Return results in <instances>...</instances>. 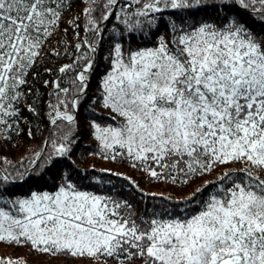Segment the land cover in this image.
Listing matches in <instances>:
<instances>
[{
	"label": "snow or ice",
	"instance_id": "1",
	"mask_svg": "<svg viewBox=\"0 0 264 264\" xmlns=\"http://www.w3.org/2000/svg\"><path fill=\"white\" fill-rule=\"evenodd\" d=\"M84 2L83 27L79 16L68 22L78 41L74 58L57 70L74 73L69 85L43 82L53 89L49 136L27 167L21 162L23 171L0 168V244L87 264H264V31L254 32L232 11L264 23V0ZM71 6L0 0V138L19 134L23 106L38 115L28 104L37 91L31 81L46 57L61 55L48 49ZM206 7L221 15L201 18ZM98 56L108 68L92 98ZM89 101L108 113L90 114L93 155L125 162L149 181L203 183L179 201L162 196V208L144 211L114 190H85L64 168L53 174L50 190L17 195L16 183L43 180L71 161L77 113ZM0 264L15 262L0 258Z\"/></svg>",
	"mask_w": 264,
	"mask_h": 264
},
{
	"label": "trees",
	"instance_id": "2",
	"mask_svg": "<svg viewBox=\"0 0 264 264\" xmlns=\"http://www.w3.org/2000/svg\"><path fill=\"white\" fill-rule=\"evenodd\" d=\"M72 5L70 10L65 14L64 22L61 32L57 33V38H54L49 47V51L52 48H58L61 51L59 57L49 56L46 57L37 68L39 77L31 83L35 84L37 91L34 95L28 98V104H34L38 115L27 111V107H22V119L19 121V127L21 131L19 134L16 132L4 133L5 138H0V168L8 166L9 171H14L11 166H16L23 171V166L27 167L29 160L33 157V154L40 150L44 141L49 136L51 125L47 118V105L49 103V94L53 91L51 84L47 88L43 87L44 80H56L60 79L62 86H68L71 77L74 73L69 72L66 76L58 73V68L62 65L69 64L74 58V45L78 42L73 39V31L69 28V21L73 17H80V23L83 27L84 17L80 14L89 5L84 0H69ZM94 7V5H93ZM232 11H239L240 17L254 32L264 31V23H261L258 19H253L252 15L246 11L232 9ZM221 15L213 11L211 7H206L200 13L201 18L216 20ZM63 28H69L67 35L62 34ZM83 34V33H81ZM109 33H105V41H107ZM65 42H69L71 47L65 50ZM135 47V44L133 45ZM107 44L105 43L106 51ZM97 63L94 66V71L89 82V97L98 98L100 95L101 80L107 71L108 65L103 60L97 57ZM52 69L51 73L46 72L45 69ZM38 98V99H37ZM95 110L98 113V119L107 117L108 113L102 111L99 107L89 103L84 105L78 111L79 121V138L74 146L71 161H61L60 165L51 169V172L45 174L43 180L34 182H18L12 190L17 195L29 193L30 191L37 189L50 190L55 181L53 180V174L60 175L61 168L68 171H75V179L81 183V186L88 191L106 193L109 190H114L115 193H119L121 197H126L134 205L138 207L140 211L145 209H152L153 207L160 209L167 203L166 200L161 197H171L173 200L179 201L185 196L189 195L197 186L203 183L202 180H197L190 186L184 185H172L164 181H149L148 177L131 168L125 162H113L100 158L96 153L98 151L96 142L90 135L88 128V122L91 112ZM29 129L32 130L33 135L29 137ZM7 162V165L4 162ZM238 167V166H237ZM107 169H111L113 172L121 173L122 176H127L136 181L140 185V190L134 189L127 180L122 176H113L108 174ZM30 172H34V169H30ZM215 173L205 177L206 180L214 179ZM82 177H87L83 179ZM97 180L100 183H97ZM110 181V183H109ZM149 194H156L155 197ZM0 258L4 260L11 259L15 264H87L86 261L72 260V259H55L47 254H41L30 250L24 246H9L7 244H0Z\"/></svg>",
	"mask_w": 264,
	"mask_h": 264
}]
</instances>
